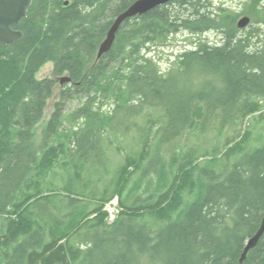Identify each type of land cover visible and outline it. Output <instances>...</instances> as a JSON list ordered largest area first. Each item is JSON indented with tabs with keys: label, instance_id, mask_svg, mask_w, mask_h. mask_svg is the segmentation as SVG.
I'll return each instance as SVG.
<instances>
[{
	"label": "trees",
	"instance_id": "1",
	"mask_svg": "<svg viewBox=\"0 0 264 264\" xmlns=\"http://www.w3.org/2000/svg\"><path fill=\"white\" fill-rule=\"evenodd\" d=\"M135 1L33 0L14 26L23 36L0 43V264H264V233L241 262L264 217V141L249 146L251 132H239L205 166L192 152L175 151L176 139L190 131L204 134L211 126L222 132L258 112L264 117V39L259 27H238L242 15L264 23L262 0L240 10L212 0H171L126 19L111 50L97 58L115 19ZM180 31H214L222 42L200 40L164 72L144 51ZM48 62L51 76L38 78ZM63 76L71 81L37 142ZM72 94L85 97L69 113L83 122L68 131L63 123ZM103 96L116 103L110 113L102 111ZM145 108L163 110L153 155L157 119L147 128L136 121ZM117 113L132 120L140 149L125 154L109 187L94 185L87 193L92 181L84 179L82 166L94 163L97 177L109 173L100 168L104 157L110 160L102 144L110 130L121 138ZM164 145L173 155L168 163L157 157ZM233 157L217 169L221 159ZM55 167L68 173L60 171L58 182L51 179ZM169 167H177L171 179ZM138 172L136 185L154 174L157 190L124 204ZM117 194L123 212L110 225L104 206Z\"/></svg>",
	"mask_w": 264,
	"mask_h": 264
},
{
	"label": "rangeland",
	"instance_id": "2",
	"mask_svg": "<svg viewBox=\"0 0 264 264\" xmlns=\"http://www.w3.org/2000/svg\"><path fill=\"white\" fill-rule=\"evenodd\" d=\"M212 1L216 6L223 5L225 7H231V9L240 10L241 7L244 8L245 3L250 0H212ZM260 7L264 9V0H262V2L260 3ZM242 17L243 15L239 18V20ZM258 27L260 29L259 35L264 39V23L255 25L253 24L252 19H250V23L247 24L246 30L247 32H249L252 28L256 29ZM200 40L209 41L211 43H217V44L218 43L221 44L222 42L221 34L214 31H209L203 34H192L187 31H180L178 33H175L174 35H171L170 39L166 43L150 45L149 48L144 52L146 56L152 57L157 62V64L162 68V70L166 72L172 69L174 66L176 67V57L178 54L182 53L185 49H191L192 47H195L196 43H198ZM52 70H53V63L52 62L46 63L39 71L38 78L51 76ZM64 87L65 84L62 85L60 82H58V84L56 85L54 95L48 101L44 113V117L40 122V124L38 125L39 128L37 131L38 132L37 142H40L41 140L42 128H44L45 124L50 118L54 110L55 102L60 99L59 92ZM84 99H85L84 96H76L74 94H72V96L68 99L67 107L65 111L66 116L63 123L64 129L71 131L72 129L75 130L80 127V125L83 122V119L81 118L80 120H73L69 115V113L70 111L78 107L80 104H82ZM100 99H101L102 111L105 113L112 112L114 107L116 106L113 97L103 96ZM99 105L100 103L97 102L96 108H98ZM261 113L264 114V105H263V111ZM117 114H118V118L115 123L120 131L119 135H121V138L119 139L115 134V132L110 130L109 132H107L108 135L104 136L105 139H107V142L102 144L106 152L108 147L109 149L108 156L110 157L112 163L110 160H107V157L106 158L104 157L103 163L102 165H100V168L102 170L103 169L108 170L109 173L104 174L103 172V174L101 173V175L97 177L95 176L92 167L95 165L94 163L90 164L89 162L88 165L85 166L83 164L82 166V173L84 174V179L92 181L91 186H89L86 189L87 193H90L89 192L90 188L92 189L94 185L99 186L100 188L99 191H103L106 187H109L111 185L110 182L114 178L115 171L121 165L125 154L132 152V150L140 149L137 140L139 132L133 126L132 120L130 118L124 117L123 116L124 113H117ZM162 114H163V110L161 108H145L143 114L136 119V121L139 122V127H143V128H147L150 126L149 120L157 119V122L155 123L154 128L152 130L153 139H152L151 155H153L155 152L156 153L158 152L157 151L158 129L162 125L161 123L163 118ZM120 127H122V130L120 129ZM246 130H249L251 132L249 146L255 147L263 143L264 117L261 116L260 112L248 117V119L245 120V122L243 123L239 122L237 126L228 127L222 132H215L211 126L204 134H198L196 133V131L195 132L190 131L187 134L183 135L182 137L176 139V148L178 150L175 151L177 152L181 151L182 154L192 152L194 155H197L198 157L197 162L200 165L205 166L206 163L208 164L209 161L218 160V157H215L213 152H215V149L218 147L224 149V143L228 137L234 136L239 132L243 133ZM67 133H68L67 131L64 132L63 137H66ZM159 154L164 156L163 161L167 163L171 162V160L173 159L172 151L167 147V145L161 147L160 152L157 154V157ZM234 160H235L234 157L231 159H221L220 162L218 161L219 164L217 169L221 170L226 166H230ZM81 162L85 163L84 161ZM69 169L72 170V166L71 168L69 167ZM176 170L177 167L174 168L169 167V175L167 176L168 179L174 177L172 173ZM55 171L56 172L52 173L51 179L52 178L55 179L56 182H58L57 180L60 177L59 176L60 171H62L63 176L68 174L67 171L59 167H55ZM140 178H141L140 172L136 173L133 177V180L126 187V190L123 194V196L125 197L124 204H131L134 201V199L132 200V197L138 198V196L142 195V198H146L149 196L151 190L156 192L158 186H157V181L154 179L156 178L154 174L149 180L145 178L139 185H136L137 182L140 180ZM149 185H151L152 188ZM193 200H194V196L192 197L190 196L187 201L191 203ZM120 201L121 198L117 194L114 198L107 201L104 206V211L107 212V218H106L107 223H109L110 225L114 223L115 220H117L120 217L121 213L123 212V206L121 205ZM187 205L185 206V209ZM94 216L95 214L92 215L90 218H93ZM146 220L149 224H151V227L153 228L155 227L152 218H148ZM103 237L104 234L100 232V234L97 236V239L100 240ZM112 237L115 238L114 235H112Z\"/></svg>",
	"mask_w": 264,
	"mask_h": 264
},
{
	"label": "water",
	"instance_id": "3",
	"mask_svg": "<svg viewBox=\"0 0 264 264\" xmlns=\"http://www.w3.org/2000/svg\"><path fill=\"white\" fill-rule=\"evenodd\" d=\"M33 0H0V43L10 44L11 42L21 38L23 32L15 29L14 26L27 15L28 9ZM171 0H136L129 8L123 11L114 21L106 38L100 44L97 58H100L104 53L111 50L116 39L117 32L122 23L135 16H141L156 8L157 6L165 5ZM250 23V17L244 16L238 21V27L244 28ZM66 81H71L68 76L61 77V84ZM264 233V217L261 225L256 233L249 238L244 248L241 262L246 258L248 252L254 248L259 242Z\"/></svg>",
	"mask_w": 264,
	"mask_h": 264
},
{
	"label": "flooded vegetation",
	"instance_id": "4",
	"mask_svg": "<svg viewBox=\"0 0 264 264\" xmlns=\"http://www.w3.org/2000/svg\"><path fill=\"white\" fill-rule=\"evenodd\" d=\"M244 16V15H243ZM245 28V27H244ZM241 29H243V28H241Z\"/></svg>",
	"mask_w": 264,
	"mask_h": 264
},
{
	"label": "bare ground",
	"instance_id": "5",
	"mask_svg": "<svg viewBox=\"0 0 264 264\" xmlns=\"http://www.w3.org/2000/svg\"><path fill=\"white\" fill-rule=\"evenodd\" d=\"M63 77H65V76H63ZM63 85V84H62Z\"/></svg>",
	"mask_w": 264,
	"mask_h": 264
}]
</instances>
